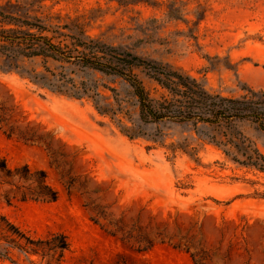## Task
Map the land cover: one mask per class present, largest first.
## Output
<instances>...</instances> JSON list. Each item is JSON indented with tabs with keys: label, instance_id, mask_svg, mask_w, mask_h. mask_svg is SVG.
Segmentation results:
<instances>
[{
	"label": "rangeland",
	"instance_id": "1",
	"mask_svg": "<svg viewBox=\"0 0 264 264\" xmlns=\"http://www.w3.org/2000/svg\"><path fill=\"white\" fill-rule=\"evenodd\" d=\"M19 2L43 18L83 15L89 34L180 67L226 95L264 89V0ZM77 78L131 100L121 79ZM1 105L13 124L42 139L24 142L0 129V155L11 167L44 170L59 197L9 204L0 189V214L38 239L65 233L64 264H264V172L239 165L189 124H143V135L130 138L118 121L137 127L127 117L102 115L91 98L42 88L17 70H0ZM246 132L264 153V133ZM93 207L106 217L94 222ZM4 225L0 219V236Z\"/></svg>",
	"mask_w": 264,
	"mask_h": 264
},
{
	"label": "trees",
	"instance_id": "2",
	"mask_svg": "<svg viewBox=\"0 0 264 264\" xmlns=\"http://www.w3.org/2000/svg\"><path fill=\"white\" fill-rule=\"evenodd\" d=\"M169 16L174 18L172 12ZM82 19L80 15L63 22L61 14L43 18L19 0L0 3V70H17L40 87L72 98H91L102 115L117 118L122 114L137 125L129 126L118 119L121 131L130 138L143 135V124H189L239 165L264 172V153L246 132L254 129L264 133V89L246 86L241 95H226L180 67L89 34L87 22ZM26 61L33 66L26 67ZM79 72H100L121 79L128 86L131 100L121 97L117 88L97 80H79ZM141 73L155 84V93L154 87L147 88ZM101 87L113 95H107ZM128 105L137 108V118H133ZM11 111L0 106V129L7 137L24 142L42 139L29 125L13 124ZM73 186L70 180L68 188ZM0 189L9 204L14 199L53 202L59 197L44 170L33 171L28 164L11 167L1 155ZM91 210L96 214L94 222L106 217L95 207ZM0 219L5 224L0 236L1 262L42 264L46 260L47 264H64L70 245L65 233L54 232L38 239L1 214Z\"/></svg>",
	"mask_w": 264,
	"mask_h": 264
}]
</instances>
